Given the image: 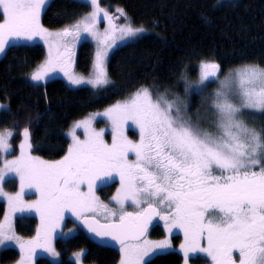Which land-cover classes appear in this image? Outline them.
Returning a JSON list of instances; mask_svg holds the SVG:
<instances>
[{"label": "snow or ice", "instance_id": "snow-or-ice-1", "mask_svg": "<svg viewBox=\"0 0 264 264\" xmlns=\"http://www.w3.org/2000/svg\"><path fill=\"white\" fill-rule=\"evenodd\" d=\"M46 3L47 0H0V53L13 39L39 38L49 47V59L33 71L32 81L45 80L59 66L71 84L88 83L103 88L109 83L107 49L115 43V33L123 40L144 30L131 23H113L120 16L126 21L128 18L122 10H117V17L109 16L99 7L98 0H88L93 8L88 16L61 31L50 32L40 24ZM101 12L109 22L112 40L96 52L94 78L84 80L67 71L74 56L71 40L79 39L81 32L97 36L95 28ZM53 47L58 52L56 57L51 55ZM219 72V64L202 61L200 84L214 82ZM204 103L213 115V131L194 123L188 115V105L178 97L169 100L160 94L154 99L147 88H142L128 100L118 101L97 114L111 122V144L103 139V130L96 132L91 127L92 120L85 119L77 122L75 128L83 127L87 138L81 141L74 128L67 155L55 162H45L24 151L25 147L31 149L30 129L25 127L21 155L15 160H3L0 168V197L6 198L11 213L0 223V245L16 241L22 252L27 249L34 256L37 248H43L55 256L47 239L50 232H55L63 213L69 211L77 218L83 216L91 231L109 236L119 245L120 264H145L149 251L169 247L167 241L153 243L142 239L148 225L158 217L169 231L180 228L186 238H191L187 247L181 246L185 264L190 253L204 254L212 264H236L234 250L238 251L239 264H264V134L242 119L245 111L264 115V69H237L220 81L210 102L202 99ZM5 107L0 104V109ZM196 117L201 119L199 110ZM129 122L138 130L137 141L124 134ZM13 135L12 131L0 132V153L10 151ZM129 154L135 159L130 160ZM9 174L20 179L21 191L15 196L3 191L2 184ZM117 176L121 186L112 197L117 207L110 209L95 192L99 184ZM25 189H35L40 199L24 205L21 197ZM127 202L142 211L127 212ZM99 208L104 209L108 223L87 218ZM33 210L41 217L42 231L34 240L21 242L15 236L12 218L18 212ZM205 235L208 246H198L196 238ZM82 255L76 254L77 264Z\"/></svg>", "mask_w": 264, "mask_h": 264}, {"label": "trees", "instance_id": "trees-1", "mask_svg": "<svg viewBox=\"0 0 264 264\" xmlns=\"http://www.w3.org/2000/svg\"><path fill=\"white\" fill-rule=\"evenodd\" d=\"M120 7L134 26L145 25L148 33L116 48L108 59L109 86L94 90L73 88L61 78L33 84L27 75L45 58L39 43L14 44L0 58V101L6 108L0 112V130L14 133L10 143L16 155L25 127L30 129L31 155L44 160H57L68 149L65 131L73 121L89 112L100 110L122 99L142 86L151 89H173L183 94V79L195 78L202 61H213L226 73L235 67L255 64L264 69V0H103ZM90 6L79 0H50L41 22L47 28H59L88 12ZM93 45L84 41L76 52V69L88 74L92 67ZM220 74V75H221ZM213 84L203 91L190 94L188 114L193 121L209 110ZM211 88V90H209ZM215 89V88H214ZM215 91V90H214ZM196 118V119H195ZM262 124V123H261ZM115 182L98 189L101 196L113 194ZM16 181L6 183L16 189ZM5 204L0 201V220ZM75 224L68 219L66 227ZM38 220L34 215L15 218V231L22 237L35 234ZM69 238H57L58 263L38 256L35 264H75L71 256L84 249V264H118L117 249L94 243L79 227ZM164 230L154 225L151 237H161ZM179 235L173 237L177 244ZM19 253L12 247H0V264H13ZM145 264H184L178 252L154 255ZM187 264H211L209 258L197 254Z\"/></svg>", "mask_w": 264, "mask_h": 264}, {"label": "rangeland", "instance_id": "rangeland-1", "mask_svg": "<svg viewBox=\"0 0 264 264\" xmlns=\"http://www.w3.org/2000/svg\"><path fill=\"white\" fill-rule=\"evenodd\" d=\"M49 1L50 0H47V3L45 4L44 8L41 11L40 24L45 29H47L50 32L61 31L65 27H69V26L75 24L77 21H79V20L83 19L84 17L88 16L93 11V8L88 4V0H79V1L87 3L90 6V10L88 12L82 14L81 16H79L75 21H73L70 24L64 25V26L59 27V28L51 29V28L45 27L42 24V22H41L42 13H43L44 9L46 8L47 4L49 3ZM98 4H99V7L101 9L106 11L109 14V16H112V17L119 16V13H118L117 10H122L120 7H116V6L112 7L110 5H107V4L103 3V0H98ZM123 13L125 14L124 11H123ZM127 18H128V16H127ZM2 19H3V17H0V22H2ZM113 23H115L117 25H124L125 23H131V22H130L129 18L126 21L123 16H120V18L117 19V20H114ZM132 26L134 28H142L144 31L141 32L139 35H137L135 37H126L123 40L119 39V33L118 32L115 33V36H116L115 43L110 48L107 49L106 70H107V63H108V59L110 57V54L116 48H118V47H120V46H122V45H124V44H126L128 42H132V41H135V40L139 39L141 36H143L144 34L148 33V31H149L147 26H145V25H140V26L132 25ZM95 31L98 33L97 36H93V35H91L89 33L81 32L80 38L71 40V44H70V46L72 47V50L74 52V56L72 58V62L67 67V71L70 74H73V75H75L77 77L84 78V80H88V79L94 78L93 64H94V61H95L96 52H97L98 48L104 47L105 44L111 43V40H112V35L113 34L111 32V28H110L109 22L103 18V12L100 13V18H99V20L97 22ZM84 41L92 43L93 49H94L93 50L92 67H91V70H90V72L88 74L80 73L76 69V65H75L76 64V52H77L78 46L80 45V43H82ZM34 43H39V44L43 45L46 55H45L44 60L38 66H36L27 75V80L30 81L31 83H33V84H43V83H45L46 81H48V80H50L52 78H61L68 84V86L73 87V88L90 87V88H92L94 90H101V89H103V88H105V87L110 85L111 79H110V77L108 75V70H107V76H108L109 83L107 85H104L103 88H94L91 84H88V83H82V84H79V85L71 84L68 81V78L64 75V72L60 71V67L59 66L56 68V71L51 73L45 80L40 81V82L32 81L31 80V75H32L33 71H35L39 66L43 65L49 59V47H48V45H46L39 38H34L33 40H27V39H23V38L13 39L11 41V43L8 45V46H10V45H14V44H34ZM8 46H6V49H7ZM59 52L62 53L63 49L62 48L59 49ZM4 53H0V58L4 55ZM51 55H52V57H56L58 55L57 49L55 47L52 48ZM200 65H201V63L198 65L197 76L195 78H185V79H183V91H184L183 94H178L177 92H175V90L170 89V88L164 90V89H160V88L151 89V88H149L147 86H142L139 89H137L136 91H134L131 94H129L128 96L115 101L114 103L106 106L105 108L89 112L88 114L84 115L83 117L73 121L72 124L69 126V128L65 131V134H66V136H67V138L69 140L68 149L73 144V139H72L71 133H72L73 129L75 128V125L77 124V122L83 121L85 119H91L92 120L91 127L96 132H100L101 130H103V132H104L103 139L105 140L106 143L111 144L112 143V139H113V128H112L111 122L108 120L107 117H104L102 115H97V114L98 113H103L107 108H109L112 105L116 104L118 101L123 102V101L128 100L130 97H132V95L134 93H136L138 90H140L142 88H147L152 93V96H153L154 99L157 98L160 94H164L166 96V98L169 99V100H175L178 97L180 101H182L184 104L188 105V101H189V97L188 96L190 94L194 93V92H199L201 89L204 90L207 87V84H209V82H205V84L201 85L200 82H199V80H200ZM245 66H258V65L246 64V65L238 66V67H235V68H233L231 70H228L226 73H222L221 74V72H219L218 79L214 81L216 84H213V86L211 87L213 89L211 90V88H210L209 90L214 92V90H216V89H218L220 87V81L221 80H223V79H225V77L229 76L230 73L236 71L237 69L243 68ZM186 88H187V91H186ZM0 104L6 105L5 103H2L1 101H0ZM5 108H3V109H5ZM3 109H0V112ZM204 117H207V118L205 119ZM212 119H213V115L210 112V110H208L207 113H204L201 116V119H199L196 122L195 121H193V122L194 123H198L200 125V127L202 129H204V130L213 131V128L211 127ZM242 119H244V121L247 123V125L249 127L254 128L256 131L261 132L262 134H264V115L250 114L249 112L245 111L242 114ZM4 131H10V130L9 129L0 130V132H4ZM22 132H23V130H22ZM22 132H21V139H20V142H19V145H18V151H17L16 155H12V146H11L10 151L7 154L0 153V168L3 167V163H2L3 160H5V159H7V160H15L21 155L20 145L22 143H24ZM124 134L130 140L137 141L139 139L138 130L135 128V126L131 125V122H129V126L128 127H125ZM75 135L81 141H83V140H85L87 138L86 137V133H85V129L83 127L75 128ZM68 149H67V152H66L65 155H67ZM30 150L27 147H25V149H24V151L26 153L31 155ZM32 157L39 158L40 160H43L45 162H55V161H59V160L63 159V157H61L60 159H57V160H44V159H42L40 157H37V156H32ZM129 159L130 160H134L135 157L132 154H129ZM255 170L259 171V168H256ZM216 174H219V173H216ZM12 180L16 181L17 185H16V189L10 190L6 186V183L9 182V181H12ZM114 182L116 184H115V187L113 189L114 190L113 194L110 197H108V198H105V197L101 196L100 193L98 192V189L100 187H102V186L109 185V184L114 183ZM120 186L121 185H120V182H119V177L117 176L113 180L107 182L106 184H99L97 189H96L95 194H96L97 197H99V201L102 204L108 205V207L110 209H114V208L117 207V205L115 204V202H112V197L114 195H116L117 189H119ZM2 187H3V191L5 193H7L10 196H15L18 192L21 191L19 177L15 176L14 174L7 175L6 179L4 180V182L2 184ZM84 190L85 191L87 190L86 187H84ZM21 199H22V202H23L24 205L33 204V203H35L36 201H38L40 199V194L38 192H36L35 189H31V190L25 189V192L22 195ZM0 201H2L5 204V213L3 215V218L0 220V223H3L5 215H10L11 213H10L9 205L7 203L6 198L5 197H0ZM125 210L127 212L136 213V212L141 211L142 208L133 206V205H131V202H127L126 205H125ZM20 215H34V216H36V218L38 220V225H37L36 232H35V234L33 236H31V237H22V236H20V235H18L16 233L15 226H14L15 218L17 216H20ZM88 216H92V217L98 219L100 222H109L108 220L105 219V212H104L103 208L97 209V211L95 213H89ZM82 217L83 216L77 218L71 212L65 211L63 213V219L58 222V227L56 228L55 232H50L49 233V236H48V239H47V243L57 253V255H55V256H53L49 252L45 251L43 248H37L34 256L31 253H29L27 251V249H25L22 252L20 250L19 244L16 241H6L5 244L0 245V247L1 248L12 247V248H14V249H16L18 251L19 257H18L17 261L15 263H13V264H35V260H36V258L38 256L47 257L51 262L58 263L60 261V256H59V253H58V251L56 249V246H55L56 239L59 238V237H61V238H69V237L75 235L76 232H77V224H78L79 220ZM68 219L73 221L75 224L66 227L65 225H66V221ZM157 223L162 226V228L164 230V235L161 236V237H151V236L147 235L144 239H147L148 241H151L153 243H157V242H161V241H167L168 244H169V247L164 249V250H157L155 252L149 251V254L144 257V261H146L149 258L153 257L154 255H157V254H160V253H165V252H169V251H175V252H178L179 254H181V256L184 259V264H185V257H184L183 249L181 248V246L183 245V246L187 247L190 244V242H191V238L190 237L186 238V236L184 234V231L182 229H180V228H175L174 227V228H171V230L169 231V229L165 226V222L163 220L159 219L157 221ZM12 224H13V229H14L15 236L18 237L21 242L34 240L36 238V236H37L38 231H42L41 217H40V215L37 212H35V210L30 211V212L26 211V212H18V213H16L15 216L12 218ZM175 235H179L181 237V240L177 244H175L173 242V237ZM41 243H44L43 239L41 240ZM195 243L198 246L207 247L208 245H207L206 235L204 237H197ZM118 251H119V249H118ZM84 252H85L84 249L75 252L70 257L71 260L75 264H77V262H76V254H78V253H83L84 254ZM119 253H120V258H119L118 264H120V261H121V252L119 251ZM197 254L204 255V254H201V253H190L189 258L192 257V256H195ZM82 257H83V255L80 258V264H84L82 262ZM209 259L211 260L210 257H209ZM233 259L236 261V264H239L240 257H239L238 251H236V250H234V252H233ZM211 264H212V262H211Z\"/></svg>", "mask_w": 264, "mask_h": 264}, {"label": "water", "instance_id": "water-1", "mask_svg": "<svg viewBox=\"0 0 264 264\" xmlns=\"http://www.w3.org/2000/svg\"><path fill=\"white\" fill-rule=\"evenodd\" d=\"M145 207H146V206H145ZM87 218H88L89 220L95 219V220L99 221L98 219H96V218H94V217H90V216H88ZM157 219H158V217L154 218L150 224H153ZM99 223L104 224V223H108V222H100V221H99ZM150 224H149V225H150ZM149 225H148V226H149ZM79 227H80V229H82L83 232H85V233L91 238V240H92L94 243H96V244H98V245H101V246L108 247V248H112V249H118V248H119V245H118L115 241H113V240L111 239V237H109V236H103V235H97L96 232L91 231V230L89 229V226H88L87 224L84 223V217H82V218L80 219V221H79ZM147 231H148V229H147ZM146 235H147V232H146L145 236H146ZM145 236H144V237H145ZM144 237H143V238H144ZM143 238H142V239H143Z\"/></svg>", "mask_w": 264, "mask_h": 264}]
</instances>
